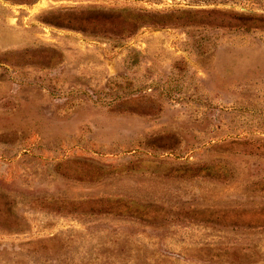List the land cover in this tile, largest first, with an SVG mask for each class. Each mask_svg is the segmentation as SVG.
<instances>
[{
    "label": "rangeland",
    "instance_id": "rangeland-1",
    "mask_svg": "<svg viewBox=\"0 0 264 264\" xmlns=\"http://www.w3.org/2000/svg\"><path fill=\"white\" fill-rule=\"evenodd\" d=\"M0 264H264V0H0Z\"/></svg>",
    "mask_w": 264,
    "mask_h": 264
}]
</instances>
